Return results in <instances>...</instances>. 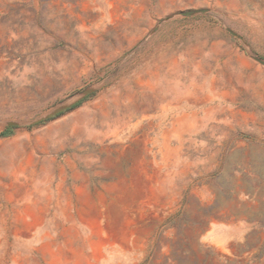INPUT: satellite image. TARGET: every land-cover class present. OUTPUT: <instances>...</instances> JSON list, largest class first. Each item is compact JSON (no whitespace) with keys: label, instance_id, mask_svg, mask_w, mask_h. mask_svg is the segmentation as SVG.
Segmentation results:
<instances>
[{"label":"rangeland","instance_id":"obj_1","mask_svg":"<svg viewBox=\"0 0 264 264\" xmlns=\"http://www.w3.org/2000/svg\"><path fill=\"white\" fill-rule=\"evenodd\" d=\"M255 56L264 0H0V264H264Z\"/></svg>","mask_w":264,"mask_h":264},{"label":"water","instance_id":"obj_2","mask_svg":"<svg viewBox=\"0 0 264 264\" xmlns=\"http://www.w3.org/2000/svg\"><path fill=\"white\" fill-rule=\"evenodd\" d=\"M194 13V11H188V12H185L184 14L188 15V14H192ZM255 58L260 61L262 64H264V59L263 58H260V57H256ZM16 123L15 122H9L8 125L9 126H12V125H15Z\"/></svg>","mask_w":264,"mask_h":264},{"label":"trees","instance_id":"obj_3","mask_svg":"<svg viewBox=\"0 0 264 264\" xmlns=\"http://www.w3.org/2000/svg\"><path fill=\"white\" fill-rule=\"evenodd\" d=\"M11 128H12L11 126L6 127V129H5V131L3 132V134H4V135L9 134L10 131H11Z\"/></svg>","mask_w":264,"mask_h":264}]
</instances>
